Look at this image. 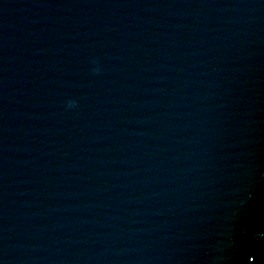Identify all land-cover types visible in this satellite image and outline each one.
<instances>
[{"label":"water","instance_id":"95a60500","mask_svg":"<svg viewBox=\"0 0 264 264\" xmlns=\"http://www.w3.org/2000/svg\"><path fill=\"white\" fill-rule=\"evenodd\" d=\"M0 264H264V0H0Z\"/></svg>","mask_w":264,"mask_h":264},{"label":"clouds","instance_id":"9594fccd","mask_svg":"<svg viewBox=\"0 0 264 264\" xmlns=\"http://www.w3.org/2000/svg\"><path fill=\"white\" fill-rule=\"evenodd\" d=\"M92 71L94 72V73H98L99 72V67L97 66V67H94L93 69H92ZM76 107V103H75V101H68L67 102V104L65 105V108L66 109H71V108H75Z\"/></svg>","mask_w":264,"mask_h":264}]
</instances>
